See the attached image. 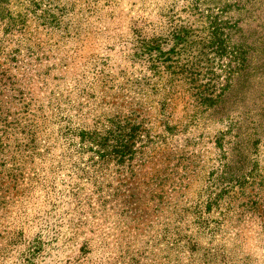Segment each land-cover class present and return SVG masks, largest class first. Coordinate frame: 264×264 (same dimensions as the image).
I'll return each mask as SVG.
<instances>
[{"label":"rangeland","instance_id":"rangeland-1","mask_svg":"<svg viewBox=\"0 0 264 264\" xmlns=\"http://www.w3.org/2000/svg\"><path fill=\"white\" fill-rule=\"evenodd\" d=\"M209 8L241 54L172 51ZM0 264H264V0H0Z\"/></svg>","mask_w":264,"mask_h":264},{"label":"trees","instance_id":"trees-1","mask_svg":"<svg viewBox=\"0 0 264 264\" xmlns=\"http://www.w3.org/2000/svg\"><path fill=\"white\" fill-rule=\"evenodd\" d=\"M228 6V5H227ZM226 6V7H227ZM195 8H198L197 2L195 4ZM206 9V8H205ZM227 9L225 8H219L218 13H214L212 9H207L206 14L205 12H200V15L204 19V24L202 27V34H198L199 41H193V31L191 30V27L183 28L182 30L176 31L173 29L170 33L171 37L174 39V45L172 48V51H175L179 44L182 43L180 47L182 49H193V45H200L197 49V51H200V53L209 54L216 52L217 55L222 58L225 57L224 54L227 52H235L237 53L239 50L240 52V43H237L233 38L235 33L237 32V21L233 20L232 17L224 15ZM232 30L231 31V29ZM236 28V29H235ZM140 38L139 41H141V49L143 52L148 53L149 58L151 59L152 63L154 64L155 61H161L166 62L169 60L168 57V51L162 50L159 40L161 39V36H146L139 34ZM196 43V44H194ZM231 48L233 50H231ZM238 48V49H237ZM242 60V58H240ZM229 67H231L230 63L227 62ZM242 62L239 64L236 62V67L232 71H241V65ZM208 96H205L201 99L207 100L210 99L211 104H208L207 107H212L215 103V101L218 100V95L216 96H209V98H206ZM131 130V128H129ZM135 129H133L131 132H134ZM129 131V130H128ZM242 134V133H241ZM237 135V134H236ZM79 141L78 144L87 145L89 147V150L96 148L97 151H101L104 149L107 145H114L113 150L111 153H108L109 157L110 155H113L115 159L121 161L124 160V158L131 153H129L130 150V143H128L129 139L133 138L134 135L132 134H125L122 139L118 140L117 136H112V143H109V138L106 136H102L98 134L96 131H90L81 129L78 133ZM218 145H221L220 141H218Z\"/></svg>","mask_w":264,"mask_h":264}]
</instances>
